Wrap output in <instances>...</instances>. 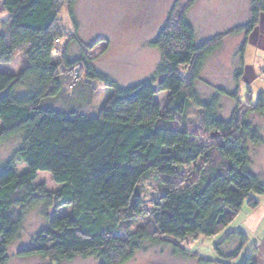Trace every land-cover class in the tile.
Returning a JSON list of instances; mask_svg holds the SVG:
<instances>
[{
    "label": "trees",
    "instance_id": "16d2710c",
    "mask_svg": "<svg viewBox=\"0 0 264 264\" xmlns=\"http://www.w3.org/2000/svg\"><path fill=\"white\" fill-rule=\"evenodd\" d=\"M76 2L0 0L1 12L8 14L0 19V64L25 62L17 73L0 70V143L15 135L22 138L0 169V264H9L8 248L22 230L27 210L36 207L44 208L48 224L31 247L20 251L22 256L39 255L59 264L94 255L100 264H124L144 243L158 245L171 239L175 252L186 254L189 250L178 241L216 235L246 202L252 209L260 205L251 193L264 195V181L250 169L249 142L263 143L264 138L246 117L264 115V92L256 105L247 104L244 112L237 110L227 122L215 115L216 101H200L197 82L204 63L225 34L197 44L188 18L193 2L185 0H175L152 41L161 54L156 75L122 88L83 59L69 58L70 42H80ZM65 7L75 27L70 36L61 24ZM263 16L264 0H251L247 23L228 32L245 34L243 60L249 35ZM80 65L90 79L102 80L114 90L101 108L84 114L72 107H43L46 98L63 93L69 69ZM20 87L25 91H17ZM164 91L169 95L163 108L156 95ZM230 95L243 103L238 91ZM192 105L203 107L206 130L221 136L217 142H203L186 126ZM20 162L28 166L23 173ZM41 171L49 172L60 187L49 190L39 183ZM151 174L166 190L147 208L139 185ZM65 207L68 212L58 214ZM142 218L146 221L137 224ZM234 239H239V246L223 255L219 264H231L248 236L232 232L226 241ZM262 261L254 253L242 264Z\"/></svg>",
    "mask_w": 264,
    "mask_h": 264
},
{
    "label": "rangeland",
    "instance_id": "374dc122",
    "mask_svg": "<svg viewBox=\"0 0 264 264\" xmlns=\"http://www.w3.org/2000/svg\"><path fill=\"white\" fill-rule=\"evenodd\" d=\"M193 2L188 18L196 31V43L218 34H225L220 46L206 59L197 91L202 103L215 102L217 118L231 121L237 110L239 114L248 107L256 105L264 92V16L260 26L249 35L244 60L241 48L245 34L231 35L228 32L238 25L247 23L250 18L251 0H185ZM175 0H77L75 16L78 23L77 36L80 42L73 40L68 46L71 60L83 59L84 63L108 75L120 87L128 88L156 75L161 63L159 50L152 45L168 20ZM8 14L1 12L0 19ZM61 24L66 35L74 33V25L65 7L61 13ZM66 38L59 41L60 52ZM82 43V44H81ZM93 46V48H89ZM84 47L88 48L85 51ZM24 61L0 64V70L17 73ZM241 72L240 76L237 74ZM17 91L24 92L20 87ZM113 88L102 80L90 79L85 67L75 66L69 69L64 91L61 95L48 97L42 102L45 108L72 107L84 114L96 113L112 95ZM239 92L238 104L230 94ZM169 92L156 95L161 107L167 104ZM252 127L259 130L264 138V115L249 113L246 117ZM180 120V117H179ZM205 143L219 140L215 131L206 130L203 107L192 105L187 111L184 122ZM2 121L0 119V127ZM181 125L182 123L179 122ZM21 135H15L0 143V169L21 144ZM251 171L264 181V141L249 142ZM189 168V167H188ZM21 173L28 169L24 162L18 164ZM187 173V172H186ZM185 174V173H184ZM37 181L47 189L56 190V183L47 171L39 172ZM166 190L161 180L154 174L149 175L139 185L144 206L151 208L154 202ZM261 200L258 208L252 209L246 202L238 216L222 231L213 236L189 237L178 243L186 248V254L175 252L174 239L162 244L144 243L143 248L124 264H219L223 255H229L239 246V239L226 241L232 232L244 231L248 241L239 255L230 259L231 264H242L252 254L261 255L264 261V195L251 193ZM53 211V210H52ZM43 207L30 208L26 212L25 223L17 239L9 246V264H50V260L39 255L22 256L20 251L34 244L35 236L48 224ZM68 212L61 208L58 214ZM140 219L137 224L145 222ZM135 226V225H134ZM177 242V241H176ZM261 248H259V247ZM262 261V264L264 262ZM94 256H77L73 260L59 264H100ZM56 264V263H54Z\"/></svg>",
    "mask_w": 264,
    "mask_h": 264
},
{
    "label": "crops",
    "instance_id": "0c3cea01",
    "mask_svg": "<svg viewBox=\"0 0 264 264\" xmlns=\"http://www.w3.org/2000/svg\"><path fill=\"white\" fill-rule=\"evenodd\" d=\"M260 204H261V200H260ZM264 244V243H263ZM257 247H259V246H257ZM259 248H261V247H259ZM264 254V253H263Z\"/></svg>",
    "mask_w": 264,
    "mask_h": 264
}]
</instances>
